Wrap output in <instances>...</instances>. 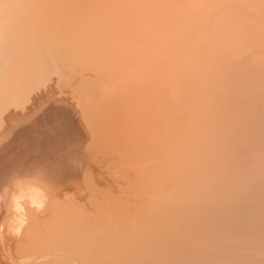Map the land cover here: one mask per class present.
Instances as JSON below:
<instances>
[{"label":"rangeland","instance_id":"374dc122","mask_svg":"<svg viewBox=\"0 0 264 264\" xmlns=\"http://www.w3.org/2000/svg\"><path fill=\"white\" fill-rule=\"evenodd\" d=\"M23 176L0 264H264V0H0L6 225Z\"/></svg>","mask_w":264,"mask_h":264},{"label":"clouds","instance_id":"9594fccd","mask_svg":"<svg viewBox=\"0 0 264 264\" xmlns=\"http://www.w3.org/2000/svg\"><path fill=\"white\" fill-rule=\"evenodd\" d=\"M42 181H38L35 176H23L13 179V191L9 200V211L11 219L7 225L0 221V242L5 234L19 237L29 223L28 208H43L47 197L40 186ZM51 255H25L19 260H9V264H50Z\"/></svg>","mask_w":264,"mask_h":264},{"label":"bare ground","instance_id":"6f19581e","mask_svg":"<svg viewBox=\"0 0 264 264\" xmlns=\"http://www.w3.org/2000/svg\"><path fill=\"white\" fill-rule=\"evenodd\" d=\"M256 208H257V207H256ZM255 210H258V209H255ZM222 212H223V211H222ZM256 212H257V211H256ZM259 212H260V210H259ZM259 212H258V214H259ZM260 213H261V212H260ZM256 214H257V213H256ZM256 214H255V215H256ZM229 215H230V214H229ZM259 215H260V214H259ZM221 217H222V216H221Z\"/></svg>","mask_w":264,"mask_h":264}]
</instances>
